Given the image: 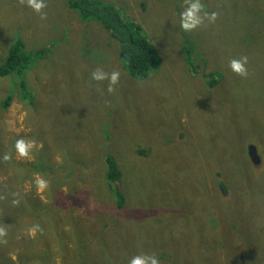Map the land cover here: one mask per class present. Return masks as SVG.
Instances as JSON below:
<instances>
[{"label":"rangeland","instance_id":"obj_1","mask_svg":"<svg viewBox=\"0 0 264 264\" xmlns=\"http://www.w3.org/2000/svg\"><path fill=\"white\" fill-rule=\"evenodd\" d=\"M10 1L22 6L20 14L26 13L12 24L25 51L45 50V57L23 73L24 93L17 77L0 79V230L4 233L0 263L61 264L64 257H74L77 249L68 239L74 221L83 240L91 242L80 245L83 261L128 264L131 256L138 255L133 250L126 261L120 249H128V241L142 245L147 240L153 247V236H147L162 232L155 227V215L163 224H173L191 197L202 203L203 195L219 211L207 213L205 230L198 234L200 245L187 264H206L219 250L229 251L220 258L222 264H264V0H201L203 11L216 12V19L205 20L190 32L179 27L185 0H99L112 3L141 27L146 40L159 50L166 80L153 73L136 82L140 89L130 97L131 105L126 97L106 91L97 100L100 109L90 107V111L94 91L84 84L85 76L95 71L91 64L116 67V41L96 19H81L66 0H44L40 14L27 7L26 0ZM0 23L1 28H12L3 12ZM6 39L1 32V59L6 55ZM186 45H194L203 57L194 59L195 65L184 59ZM241 56L247 58L243 77L229 68V61ZM200 71H214L217 82L208 84L210 76L202 79ZM124 82L135 84L128 77ZM8 95L10 102L3 108L1 102ZM168 96L176 101L166 102ZM130 112L144 129L131 134L114 126L105 129ZM106 131L116 141L110 152L120 177L111 182L123 196L120 207L105 186V173L96 167L81 168L71 192L65 181L55 192L47 193L48 186L37 190V179L48 185L45 162L62 164L66 155L83 165L93 158L102 162L104 154L99 152ZM21 138L32 144L25 157L14 149L15 140ZM121 140L126 142L123 149ZM250 146L255 148L256 161L250 157ZM6 154L15 161L36 159L44 167L10 166V160L3 159ZM61 193H71V199L60 203ZM207 195L212 198L206 199ZM47 201L59 241L53 238L56 230L52 235L43 219ZM228 223L234 224L233 229ZM116 234L125 235L120 245L113 239ZM97 236L105 242L98 244ZM167 236L163 239L170 244L157 243L151 255L161 264H175L182 236L172 239L169 230ZM103 251L110 257L106 261Z\"/></svg>","mask_w":264,"mask_h":264},{"label":"trees","instance_id":"obj_2","mask_svg":"<svg viewBox=\"0 0 264 264\" xmlns=\"http://www.w3.org/2000/svg\"><path fill=\"white\" fill-rule=\"evenodd\" d=\"M1 1H2L1 3L2 7L0 8V13L3 12V14L10 21L9 25H12L14 21H16L19 17L23 18L26 16L25 11L22 14H20V12L24 9L19 3H12L10 0H1ZM66 3L70 9L76 11V13L79 15L81 19H88L91 17L96 19L101 24V26L106 30L108 36H110L111 39L116 41L117 44L116 55L118 54L119 57L117 55V65L115 68H109L108 67L109 65L104 67L99 66L98 63L91 65L92 67H95V71L101 70L106 74H110L113 71H118L119 75H122L121 79L123 80H117V83L112 85L111 92L114 91L117 94L118 98L126 97L128 103L131 105L132 101L130 97L135 95L140 89V85L137 84L138 81L148 79L149 76L153 73H160V75L162 74L166 80V75L162 70V59L159 50L154 45H152L148 40H146L144 35L141 33L140 30L141 27L138 24H133L131 21L127 20L123 15L120 14L119 10L112 3L101 2L99 0H66ZM251 13L255 15L254 12ZM35 14H40V13L35 12ZM30 21H32V18ZM1 26H3L2 23H0V34L2 32L7 38L6 39L7 51L4 58L2 59L0 58V79L1 77H6V76L17 77L19 80V86L21 92L24 93L27 90V86L23 78V73L24 72L26 73V71L32 66V64H35L41 59H44L45 53L43 51L45 50H33L31 52L25 51L21 38L14 33L13 29L15 25H12V28L10 27L1 28ZM196 51L197 48L194 45H186L184 47V52H185L184 59L187 61V63L195 65L194 59H197V57L203 58L202 55L198 51H197L198 53H196ZM200 75L202 79H205L208 75L210 76V79L207 80L208 84H213L217 82V79H214L212 77L214 75V71L208 73L206 72L203 73V71H200ZM126 77L130 78L132 82H135V84L125 83L124 81L126 80ZM104 81L105 82L92 80L91 73L88 72L86 74L84 84L87 87L92 88V90L94 91V94L91 96L92 101L88 105L89 111H90V107L98 106V108L100 109L101 106L97 104V100L99 97H102L106 91H108V87H109L108 80L104 79ZM10 99H11V95H8L7 98H5L1 102V106L3 108L8 106ZM28 99L31 100L30 97H28ZM171 101H176V98L175 99L169 98L168 96L166 102H171ZM127 108L131 109L128 104H127ZM135 116L137 115L135 114ZM135 116L131 112L123 113L124 118L119 119L118 123H115L113 125H111V123H107L104 127L105 129H108V131L111 130L113 126L116 128L119 127V129H125L126 132L131 131L129 134L135 132L134 129H136V131H140L144 129L141 120ZM136 123H138L139 126L137 128H134V125ZM120 133L126 135L128 134L121 131ZM109 135L110 134L106 131L105 142L103 143L101 150L99 152L101 153L102 151L104 154V157L102 158V162H100V158H93L92 161L83 165L82 162L79 163L77 159H73L74 156H71V158L69 159L67 155L65 156L66 162L62 164L58 163L57 165H54L51 162H45L46 166L44 168L45 170L44 172L49 177V178L46 177L48 179L47 193H49V191L55 192L56 188H59V184L61 181L66 182V186L69 188L71 192L75 174H78L81 168L94 169L96 167L98 170H103V172L105 173V177L103 179L104 182L106 181L105 186L109 191L110 196L112 194L116 195V200L114 205L116 207L118 206L120 207L124 201L123 196L119 191V187H117V189L116 187L113 188L111 182L120 177V170L118 169L116 161L114 160L112 153L110 152V149H112V146L116 141L113 140L111 141V137H109ZM119 144L121 145L122 149L126 146V142L122 140L119 141ZM140 153L142 154V152ZM38 154L39 151H36V155ZM9 160H10L9 162L10 166L25 165L28 166L29 169L31 170H34L33 166L35 164L37 165L38 168L44 167L43 165L38 163L36 159L22 162V161H15L14 159H12V157H9ZM66 169L67 172L64 173ZM110 186H112V188H110ZM18 194L24 196V194H22L19 191ZM70 195L71 193H67V194L61 193V198H58V201L62 203V199H71ZM75 197L76 200L79 201L78 195H75ZM137 197H138V193H136V191L134 190L133 198L136 200ZM202 197H203L202 203L196 201L193 197H191V203L187 205V209L183 210L184 213L182 212L181 217L173 224H163L161 217L155 215L153 219L154 221L158 222L157 224H155V227L158 230H161L162 232L159 233L155 231L149 236H147V238L153 236L150 239L153 240L151 241L153 243V247H151L150 243L147 240H145L142 245L140 243L134 244L132 241H128L129 248L120 249L124 253V257L126 261L128 259L127 254H130V252L132 254L133 250H137L138 255L140 254L151 255V252H156L154 248L156 247L157 243L166 242L167 245L170 244V242L164 240L168 238L167 230H169L172 234V239L174 238L180 239L182 236L181 251L176 257L175 264H187L191 259V256L193 255L195 247L200 245V239L198 234H200L205 230V220L207 213L211 211H215V209L219 211V209L213 208L212 205L208 203V201L206 202L205 197L203 195ZM211 198H212L211 195L206 196V199L210 200ZM158 200L160 201L159 197ZM49 201L45 203V215L43 219H45V224H47L49 227L51 226L50 233L53 235V233L55 234V230H56V222L54 223L52 221L54 212L50 213L49 211L51 209V204ZM18 218L19 217L17 216V219ZM136 221L140 222L142 221V219H138ZM184 224H189L190 228L182 227V225ZM21 225L22 224H18V227L20 228ZM23 225L27 227L26 224ZM227 225L230 226V229H233L234 227V224L228 223ZM116 228H117L116 225L113 226V229ZM80 233H81L80 229L78 228L77 224L73 221L70 226V236L68 237V239H71L73 241V245L77 250L75 252L74 257H69V258L64 257L61 264H93L85 260L83 261V259L80 258V254H81L79 253V249L81 248L80 245L84 243L85 246L86 244L91 243L89 239L84 241L83 238L80 236ZM124 236H125L124 234H116L115 236H113V239L118 240V245H120L121 238H123ZM53 238L54 239L56 238L57 241L61 240L58 236V233L57 235L55 234V236L53 235ZM97 241L98 244L105 242V240L100 236H97ZM0 248H2V245H0ZM228 252L229 251L227 250L226 251L219 250V253H214L213 255H210L211 258H209V260L206 261V264H222L220 258L225 256L226 255L225 253ZM109 258L110 257L106 254V252L103 251L102 259L106 261ZM0 264H11V262H4ZM12 264L15 263L13 262Z\"/></svg>","mask_w":264,"mask_h":264},{"label":"clouds","instance_id":"obj_3","mask_svg":"<svg viewBox=\"0 0 264 264\" xmlns=\"http://www.w3.org/2000/svg\"><path fill=\"white\" fill-rule=\"evenodd\" d=\"M26 5L36 13H40V10L45 7L44 0H26ZM43 15L44 14L41 13V18H43ZM216 16V12L203 11V4L201 3V0H185V6L179 13V27L185 32H190L201 26L205 20H207L209 23L214 22ZM246 63V57L241 56L238 59L234 58L229 61V68L237 75L243 77L247 75V70L245 68ZM118 78V71H113L110 74H106L101 70H96L91 73L92 80H108L109 92L112 91V85L117 83ZM31 147L32 144L30 142H26L22 138L16 139L14 142V149L20 157L27 156ZM3 159L8 160L9 156L6 154L3 156ZM35 184L37 185V190L40 191L47 186V181L43 179H37L35 180ZM13 203H16V201H13ZM3 234V231L0 230V236ZM128 264H160V262L155 255L140 254L131 257V259L128 260Z\"/></svg>","mask_w":264,"mask_h":264},{"label":"water","instance_id":"obj_4","mask_svg":"<svg viewBox=\"0 0 264 264\" xmlns=\"http://www.w3.org/2000/svg\"><path fill=\"white\" fill-rule=\"evenodd\" d=\"M249 154H250V157L253 161H256L258 159L256 153H255V148L253 146H250L249 149Z\"/></svg>","mask_w":264,"mask_h":264},{"label":"bare ground","instance_id":"obj_5","mask_svg":"<svg viewBox=\"0 0 264 264\" xmlns=\"http://www.w3.org/2000/svg\"><path fill=\"white\" fill-rule=\"evenodd\" d=\"M35 232V231H34Z\"/></svg>","mask_w":264,"mask_h":264}]
</instances>
